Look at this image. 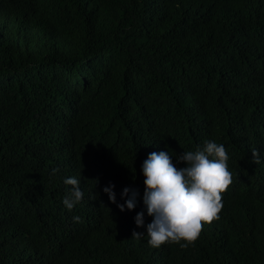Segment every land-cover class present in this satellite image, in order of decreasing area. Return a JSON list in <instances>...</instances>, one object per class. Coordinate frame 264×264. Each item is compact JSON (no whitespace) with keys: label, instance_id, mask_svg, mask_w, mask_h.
<instances>
[{"label":"trees","instance_id":"trees-1","mask_svg":"<svg viewBox=\"0 0 264 264\" xmlns=\"http://www.w3.org/2000/svg\"><path fill=\"white\" fill-rule=\"evenodd\" d=\"M207 140L220 218L187 248L132 238L148 155ZM0 264H264V0H0Z\"/></svg>","mask_w":264,"mask_h":264},{"label":"clouds","instance_id":"clouds-1","mask_svg":"<svg viewBox=\"0 0 264 264\" xmlns=\"http://www.w3.org/2000/svg\"><path fill=\"white\" fill-rule=\"evenodd\" d=\"M230 157L223 144L205 141L201 148L185 151L177 155L178 162H186V167H177L168 151L152 152L142 164L145 176L143 203L148 216L153 217L146 225V233L133 231L132 238L147 236L151 247L165 243H177L187 248L195 243L205 224L220 218L223 208L222 193L233 183L229 170ZM260 164L261 156L257 148L252 149V161ZM58 172V169H53ZM65 185H71L62 203L71 211L81 202L84 193L80 179L66 178ZM115 185L106 186L103 191L113 203H117ZM122 197H128L126 204H118L121 211L135 209L139 192L125 187ZM144 211L137 213L135 222L138 227L145 226ZM80 222L79 216L73 217Z\"/></svg>","mask_w":264,"mask_h":264}]
</instances>
